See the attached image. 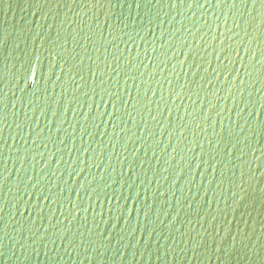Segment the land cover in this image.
I'll list each match as a JSON object with an SVG mask.
<instances>
[{"label": "water", "instance_id": "95a60500", "mask_svg": "<svg viewBox=\"0 0 264 264\" xmlns=\"http://www.w3.org/2000/svg\"><path fill=\"white\" fill-rule=\"evenodd\" d=\"M0 264H264V0H0Z\"/></svg>", "mask_w": 264, "mask_h": 264}]
</instances>
